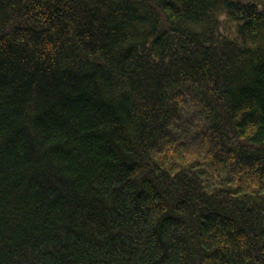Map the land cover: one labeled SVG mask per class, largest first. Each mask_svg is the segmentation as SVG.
Segmentation results:
<instances>
[{"label": "trees", "instance_id": "1", "mask_svg": "<svg viewBox=\"0 0 264 264\" xmlns=\"http://www.w3.org/2000/svg\"><path fill=\"white\" fill-rule=\"evenodd\" d=\"M0 264H264V0H0Z\"/></svg>", "mask_w": 264, "mask_h": 264}]
</instances>
